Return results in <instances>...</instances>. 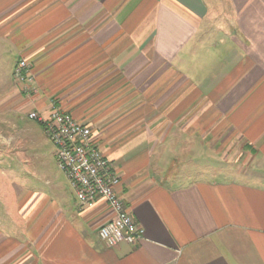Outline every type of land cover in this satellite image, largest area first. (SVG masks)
<instances>
[{
  "label": "crops",
  "instance_id": "crops-1",
  "mask_svg": "<svg viewBox=\"0 0 264 264\" xmlns=\"http://www.w3.org/2000/svg\"><path fill=\"white\" fill-rule=\"evenodd\" d=\"M53 105L90 127L144 236L106 246L111 211L64 174L50 197L8 180L0 264H264V0H0V117Z\"/></svg>",
  "mask_w": 264,
  "mask_h": 264
},
{
  "label": "built area",
  "instance_id": "built-area-1",
  "mask_svg": "<svg viewBox=\"0 0 264 264\" xmlns=\"http://www.w3.org/2000/svg\"><path fill=\"white\" fill-rule=\"evenodd\" d=\"M16 83L24 89L33 81L30 64L18 59L12 71ZM27 118L41 125L54 147L58 168L66 176L81 205H92L101 199L111 217L97 230L100 240L109 247L121 242L135 244L143 238V228L129 214L117 192L119 176L113 163L94 142L89 126L75 120L56 106L47 114L30 111Z\"/></svg>",
  "mask_w": 264,
  "mask_h": 264
},
{
  "label": "rangeland",
  "instance_id": "rangeland-1",
  "mask_svg": "<svg viewBox=\"0 0 264 264\" xmlns=\"http://www.w3.org/2000/svg\"><path fill=\"white\" fill-rule=\"evenodd\" d=\"M7 112L4 110L0 117V190L2 182L9 180L19 184L20 178L27 181L28 189L34 190L36 187L46 197L53 195L54 186H59L60 190L66 189L64 173L57 166L54 147L38 123L27 119L25 112L11 120L4 115ZM31 146L32 150L37 148L36 154L31 152ZM7 193L12 194L13 190L9 188Z\"/></svg>",
  "mask_w": 264,
  "mask_h": 264
}]
</instances>
